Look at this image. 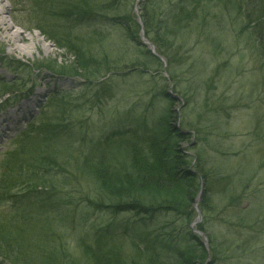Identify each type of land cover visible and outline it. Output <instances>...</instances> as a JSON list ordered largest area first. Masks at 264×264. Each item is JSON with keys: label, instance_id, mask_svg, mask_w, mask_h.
I'll return each mask as SVG.
<instances>
[{"label": "rangeland", "instance_id": "obj_1", "mask_svg": "<svg viewBox=\"0 0 264 264\" xmlns=\"http://www.w3.org/2000/svg\"><path fill=\"white\" fill-rule=\"evenodd\" d=\"M182 1L135 0L118 13H129L137 24L135 32L142 40L148 22L144 3L149 2L150 11L153 7L159 9L153 26L160 25L156 28L161 30L167 55L162 57L158 72L143 70L145 72L141 73L123 68L140 55L123 26L109 27L110 38L102 42L95 36L83 39V50L90 48L95 59L107 54L110 64L119 67L114 75L107 74L103 66L80 65L73 48L60 47L37 29V23L27 18L31 6L36 7V13L39 11L33 0H0V18L6 22L0 27L7 26L6 30L16 32L15 45L20 47L14 50L15 45L5 37L4 27L0 28V78L9 83L16 81L15 88L22 89L0 98V119L10 114L18 118L0 126V163L6 158L5 153L17 147L13 145L14 140L43 105L44 115L58 116L70 107L67 102L81 103L88 111L69 119L74 127L72 139L77 140L81 133L96 140L114 130L144 128L147 122L160 117L169 103L167 96L161 95L165 90L175 102L174 124L190 133L191 138L181 143V149H189L192 157L200 154L212 170L230 173L237 190H231L232 184H229L225 192V186L217 184L208 193L212 196V209L204 208L202 200L208 185L202 181L197 192L198 195L203 191L202 197L193 204L192 220H183L171 213L163 224H172L163 232L171 233L169 237L177 241L180 234L189 230L196 233L208 251L205 264L209 261L212 264H264V56L247 25L246 15L253 7L240 5V0H231L228 7L223 0L208 3L200 0L197 6L203 7L199 6L202 8L199 15L179 27L172 20L179 11H175V6L179 7ZM190 2L183 3L189 7ZM155 34L151 32L152 37ZM81 55L84 56V52ZM114 61L117 62L112 64ZM74 65H79L74 75L56 71L73 69ZM84 71L89 72L92 81L82 80L84 77L80 74ZM37 85L43 96L34 104ZM57 89L66 93V97L55 96ZM27 92L29 96L23 97ZM169 92H174L175 97ZM187 120L193 128L185 125ZM250 180V185H246ZM220 187H224L223 190ZM60 191L61 194L66 192ZM79 205V212L87 214L86 220L90 222H98L101 227L116 222L113 215L98 213L84 203ZM74 206L77 205H72L71 209ZM137 219L133 214L122 215L124 221L134 220L129 225ZM200 224L204 227L202 234L193 230ZM210 245L216 246L221 259L213 260ZM74 249L80 260L79 250L75 246ZM0 264L9 263L0 257Z\"/></svg>", "mask_w": 264, "mask_h": 264}, {"label": "trees", "instance_id": "obj_2", "mask_svg": "<svg viewBox=\"0 0 264 264\" xmlns=\"http://www.w3.org/2000/svg\"><path fill=\"white\" fill-rule=\"evenodd\" d=\"M33 1L39 11L36 13V7L31 6L27 18L36 22L37 29L60 47L73 48L80 65L103 66L107 74L115 75L119 67L110 64L107 54L95 59L93 51L90 48L83 50L81 44H85L83 39L88 36H95L99 42L109 39L107 29L120 25L127 37L131 35L140 54L123 68L141 73L145 72L143 70L158 72L161 68L160 57L137 36V24L129 13L118 14L135 0ZM184 1L178 3L179 7L175 6V11H179L172 20L179 27L193 21L202 10L199 6L203 7L197 6L200 0H188L191 1L189 7ZM209 1L205 0L206 3ZM223 1L226 7L230 5L231 0ZM239 4L253 7L246 15L247 25L264 56V0H240ZM148 5L146 2L143 6L148 20L145 37L165 58L164 40L160 36L161 30L156 28L160 25L155 24L156 29L153 26L159 9L153 7L150 11ZM153 31L154 37L151 36ZM83 52L84 56L81 55ZM78 66L69 70L48 67L74 75L78 73ZM80 75L84 77L82 80L92 81L89 72ZM15 86L16 81L9 83L0 78V98L22 90ZM108 93L112 94L111 91ZM162 94L167 96L169 103L160 117L147 122L144 128L118 129L96 140L81 133L77 140L72 139L74 127L69 119L88 111L81 103L67 102L70 107L58 116L44 115V105L39 109L14 140L13 145L17 147L5 153L6 158L0 163L1 258L9 264L206 263L208 251L196 233L189 230L180 234L177 241L169 237L171 233L163 232L172 222L163 223L168 221L166 218L171 213L183 220H192L193 204L202 181L208 185L202 200L204 208L208 209H212V196L208 193L217 184L225 186V192H228V185L232 184L231 190H237V183H233L230 173L208 168L200 154L192 157L189 149H181V143L191 138L190 133H182V128L174 124L175 102L165 90ZM54 95L66 97L61 89L55 90ZM185 125L194 127L188 120ZM60 190H66L65 194ZM81 203L98 213L113 215L116 222L101 227L98 222L86 220L88 215L79 212ZM72 205L77 206L71 209ZM125 214H133L138 219L129 225L136 218L124 221L122 215ZM197 230H204L203 225L197 226ZM74 246L82 260L76 258ZM209 247L213 251V260L221 259L216 246ZM209 264L212 263L209 261Z\"/></svg>", "mask_w": 264, "mask_h": 264}, {"label": "bare ground", "instance_id": "obj_3", "mask_svg": "<svg viewBox=\"0 0 264 264\" xmlns=\"http://www.w3.org/2000/svg\"><path fill=\"white\" fill-rule=\"evenodd\" d=\"M0 13H2V12L0 11ZM5 24H6L5 20L3 18H0V25H5ZM2 27H4V29L6 31L5 37L7 38V41L12 42L13 46H14L16 44L15 42H16V37L18 34L16 32L10 31L9 29L6 30L7 26H1L0 28H2ZM14 50H20V47L15 45ZM38 94H40V92H38ZM37 100H39V95L36 96L32 101L35 104ZM29 106L30 105L28 104L27 107H29ZM32 107H33V105H32ZM12 119H13V121H18V118H16L15 115L10 114L8 117H3L2 119H0V126H3V124H5L8 121L11 124ZM9 129H11V125H9Z\"/></svg>", "mask_w": 264, "mask_h": 264}, {"label": "water", "instance_id": "obj_4", "mask_svg": "<svg viewBox=\"0 0 264 264\" xmlns=\"http://www.w3.org/2000/svg\"><path fill=\"white\" fill-rule=\"evenodd\" d=\"M155 53V51H153ZM202 197V191L200 192V194L198 195V197L196 198V200H199Z\"/></svg>", "mask_w": 264, "mask_h": 264}]
</instances>
